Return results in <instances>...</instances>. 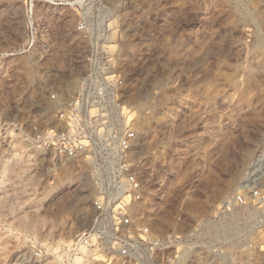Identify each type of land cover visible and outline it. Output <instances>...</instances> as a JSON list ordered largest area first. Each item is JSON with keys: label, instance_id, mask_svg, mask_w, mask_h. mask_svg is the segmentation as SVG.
Returning <instances> with one entry per match:
<instances>
[{"label": "rangeland", "instance_id": "1", "mask_svg": "<svg viewBox=\"0 0 264 264\" xmlns=\"http://www.w3.org/2000/svg\"><path fill=\"white\" fill-rule=\"evenodd\" d=\"M83 11L128 78L137 214L190 236L187 264H264V0H0V264H50L88 223L86 175L37 139Z\"/></svg>", "mask_w": 264, "mask_h": 264}, {"label": "built area", "instance_id": "2", "mask_svg": "<svg viewBox=\"0 0 264 264\" xmlns=\"http://www.w3.org/2000/svg\"><path fill=\"white\" fill-rule=\"evenodd\" d=\"M78 27L91 41L73 58L77 71L68 88L60 84L48 93L55 110L37 139L55 164L86 175L88 223L48 250L38 249L37 257L50 264H187L190 236L157 232L137 214L146 186L136 159V118L126 98L129 82L117 50L94 41L112 35L90 30L84 11Z\"/></svg>", "mask_w": 264, "mask_h": 264}, {"label": "bare ground", "instance_id": "3", "mask_svg": "<svg viewBox=\"0 0 264 264\" xmlns=\"http://www.w3.org/2000/svg\"><path fill=\"white\" fill-rule=\"evenodd\" d=\"M78 1H81V0H78ZM138 121H139V118H138ZM138 121H137V122H138ZM83 216H85V215H83ZM71 227H72V226H71ZM69 231H70V230H69Z\"/></svg>", "mask_w": 264, "mask_h": 264}]
</instances>
